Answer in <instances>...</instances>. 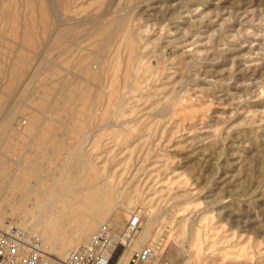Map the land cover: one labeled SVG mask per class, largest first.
I'll use <instances>...</instances> for the list:
<instances>
[{
  "label": "rangeland",
  "instance_id": "1",
  "mask_svg": "<svg viewBox=\"0 0 264 264\" xmlns=\"http://www.w3.org/2000/svg\"><path fill=\"white\" fill-rule=\"evenodd\" d=\"M133 211L148 264H264V0H0V224Z\"/></svg>",
  "mask_w": 264,
  "mask_h": 264
},
{
  "label": "built area",
  "instance_id": "2",
  "mask_svg": "<svg viewBox=\"0 0 264 264\" xmlns=\"http://www.w3.org/2000/svg\"><path fill=\"white\" fill-rule=\"evenodd\" d=\"M141 223L136 211L119 228L102 222L85 241L55 255L38 234L8 220L0 224V264H148L156 252L150 245H135Z\"/></svg>",
  "mask_w": 264,
  "mask_h": 264
},
{
  "label": "bare ground",
  "instance_id": "3",
  "mask_svg": "<svg viewBox=\"0 0 264 264\" xmlns=\"http://www.w3.org/2000/svg\"><path fill=\"white\" fill-rule=\"evenodd\" d=\"M250 1H254V0H250ZM139 241V240H138ZM135 242V245L138 246L140 243L139 242ZM44 243V242H43ZM45 244V243H44Z\"/></svg>",
  "mask_w": 264,
  "mask_h": 264
}]
</instances>
